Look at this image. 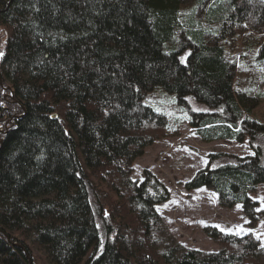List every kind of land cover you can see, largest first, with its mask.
Instances as JSON below:
<instances>
[{"label": "trees", "instance_id": "16d2710c", "mask_svg": "<svg viewBox=\"0 0 264 264\" xmlns=\"http://www.w3.org/2000/svg\"><path fill=\"white\" fill-rule=\"evenodd\" d=\"M248 30L263 65L264 0H0V264H36L30 240L51 264H264L252 231L207 226L213 252L161 235L169 188L147 167L130 178L169 133L150 94L189 95L210 107L189 118L201 140L248 137L254 152L209 154L184 188L241 205L248 225L264 216V121L226 53Z\"/></svg>", "mask_w": 264, "mask_h": 264}, {"label": "rangeland", "instance_id": "374dc122", "mask_svg": "<svg viewBox=\"0 0 264 264\" xmlns=\"http://www.w3.org/2000/svg\"><path fill=\"white\" fill-rule=\"evenodd\" d=\"M190 5H183L179 10V18L183 22L191 12ZM199 17V16H198ZM248 30L240 37L233 39L234 43L227 46L226 53L236 61L235 86L256 95L258 104L252 109L249 117L264 121V64L255 63L244 50V40ZM254 36L264 39V33ZM147 100L157 109L165 112L169 118L167 135L157 138L147 146L143 155L134 161L131 179L142 178L145 167L154 172L170 191L168 200L157 205L162 216V233L169 231L176 240L187 248L203 251H218L223 244L212 239L205 228L209 225L228 232L244 233L252 231L264 236V216L254 225H248L241 205L223 207L218 197L210 188L201 186L192 190L184 188V182L190 179L199 169L209 165V154L247 155L254 152L246 137L242 142L234 139H216L203 141L196 133L189 118L193 111H207L210 107L204 102L187 96L185 103L176 102V95L158 87ZM260 201L264 209V184H259L252 193ZM32 240V256L36 264H51L43 250Z\"/></svg>", "mask_w": 264, "mask_h": 264}, {"label": "snow or ice", "instance_id": "6c2138e0", "mask_svg": "<svg viewBox=\"0 0 264 264\" xmlns=\"http://www.w3.org/2000/svg\"><path fill=\"white\" fill-rule=\"evenodd\" d=\"M183 60V58H181Z\"/></svg>", "mask_w": 264, "mask_h": 264}]
</instances>
